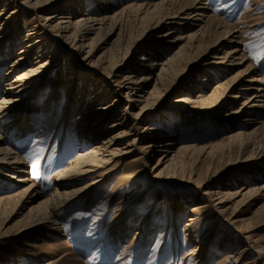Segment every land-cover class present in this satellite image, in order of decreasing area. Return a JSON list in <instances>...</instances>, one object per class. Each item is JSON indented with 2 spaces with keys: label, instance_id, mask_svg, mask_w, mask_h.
<instances>
[{
  "label": "rangeland",
  "instance_id": "obj_1",
  "mask_svg": "<svg viewBox=\"0 0 264 264\" xmlns=\"http://www.w3.org/2000/svg\"><path fill=\"white\" fill-rule=\"evenodd\" d=\"M111 1L115 5L113 9L115 12L126 4H142L146 1L154 4L158 0ZM69 2V0H64L62 5H67ZM249 7L250 9L254 7V9L248 13L246 11ZM163 12L164 7L156 14ZM201 12H205L206 18L201 19L199 16H194V21H190L186 28L183 27L176 32L188 34L204 26V33L196 38L197 48L186 52L183 61L177 64L167 82L159 87L156 96L149 103V111L145 119L148 125H153L162 131L158 134L165 137L166 140L162 139L163 141L177 140L178 146H174L172 150H176L182 144L197 146L210 144L213 145L211 156L200 158L189 153L190 158L186 159L181 167L170 175H164L163 179L168 181L166 184L138 179V173L143 166L125 165L129 159L137 156L136 152L125 156L118 164L113 162L99 169L84 180H65L63 181L65 186L61 191L68 192L95 180V177L109 168H115L109 178L50 214L56 224L55 232L32 230L20 236H13L20 226L27 224L26 212L30 207L28 204L22 207L21 211H16L17 206L11 213H0V235H5V238L0 239V264H246L255 259L249 250L252 258L247 260L249 254L248 250H245L241 260L236 263V259L241 255V249L246 248L245 238L247 237L250 241L260 240L261 235L264 234V192L260 191V194L255 193L244 199L236 197L216 206L213 203L205 212L198 215V220L191 225L189 234H187V228L184 227L187 218L193 213L192 208L197 203L206 201L202 196L197 197L196 189L192 188L194 187L193 182L213 176L212 187L218 190L236 192L241 187L259 189L264 186V158L242 163L244 158L252 152V144L242 145L240 151L237 149L227 151L226 148L221 147L223 143L219 141L226 136L228 131L226 133L225 127L217 129L215 125L220 122L227 123L228 121L226 122L222 116L225 117V114L235 110L237 105H230L219 110L216 116L205 115L204 110L199 109L185 113L187 108L181 101L187 97L183 96V91H193L192 88L187 87L189 82L191 79H197L196 77L203 79L204 74L196 76L195 73L188 79L182 67L196 55L209 49L212 44V49L218 50L219 47L214 44V41L224 38L223 29L228 28L233 30L228 32L226 40H221L227 46L221 52H215L216 61L223 56L217 53L231 52L237 48L241 49L247 61L241 68L235 66L230 70H225L222 75L216 76V83L235 76L237 70H242L246 66L255 71V74L251 73L250 76L264 77V1L200 0L185 13L200 15ZM134 16H136L134 13L126 12L121 20L118 19L120 33L128 36L131 32L133 39L141 34L144 27L139 17ZM242 17L244 23L237 25V22L243 19ZM249 25L253 26L249 27ZM166 31L162 29L157 32L144 33L140 40V47L145 46L144 41L149 45L147 46L149 49L166 46L164 43L172 40L170 38L174 34L166 39L157 37ZM115 33L109 40V44L116 39ZM22 37L21 34L18 39ZM50 49L49 54H51ZM101 51L96 52L93 60ZM131 52L127 59L129 62L139 57L138 52L134 53L133 49ZM15 53L0 65V94L4 83L11 77V75L6 76L5 73ZM232 57V59H237V54ZM200 59L201 63L198 65L203 64L205 59L208 62L214 61V57L202 56ZM204 70H209L207 73L210 75L211 70L215 69L206 67ZM176 78L179 79L176 80ZM245 79H241V83H244ZM51 80L52 78H49L43 93L33 103L31 111L27 112L26 124L29 132L13 141L16 147L14 152L20 156L26 168L16 169L21 170L20 173L12 171L11 173L26 181L12 183V181L1 180L0 196L13 195L18 190H23L32 184L34 187L31 193L38 192V201L44 200L54 187V176L74 159L79 150L85 152L92 146L91 142L78 139V127L75 122L77 116L73 114L72 107L65 114L61 112L65 84H62V96L51 102L50 111L46 112L41 108L49 91ZM58 80L61 83L65 78L59 77ZM81 81L82 79H76V98L81 89ZM167 85L171 87L168 92L164 93ZM211 87H208L209 91L206 94L212 91ZM87 88L90 89L83 99V104L88 103L93 86L89 85ZM198 94L203 93L194 91L193 95L188 98H193ZM113 99L115 97L111 96L105 103H110ZM122 106L119 105L113 119L104 124L105 130L115 118L120 116ZM136 111L138 110L132 112ZM251 116H256L258 121H264L263 113L254 112ZM240 119L242 118H237L232 122L242 125L239 122ZM5 120L0 126L5 123ZM258 126L257 124L252 128ZM234 129L237 127L231 130ZM256 133L264 135V126L259 127ZM0 135L4 136L1 131ZM17 135L19 137L21 133L18 132ZM261 150V157H264V142H262ZM182 156L183 153L178 151L177 158L180 159ZM154 161L155 158H151L149 164L152 165ZM188 178L191 181L187 180ZM8 184L13 185L8 186ZM234 212L237 214V224L233 226L224 224L223 219ZM145 213H148V216L145 221H142Z\"/></svg>",
  "mask_w": 264,
  "mask_h": 264
},
{
  "label": "bare ground",
  "instance_id": "obj_2",
  "mask_svg": "<svg viewBox=\"0 0 264 264\" xmlns=\"http://www.w3.org/2000/svg\"><path fill=\"white\" fill-rule=\"evenodd\" d=\"M63 1L0 0V65L16 52L5 73L6 76L11 75V77L4 83L0 94V124L6 119L0 126V131L4 134V136L0 135V181H12V183L26 181L11 173V171L20 173L21 170L16 169L26 168L20 156L14 152L16 147L13 141L29 132L26 124L27 112L31 111L33 103L43 93L49 78H52L51 85H49L50 88L48 87L49 91L41 108L46 112L50 111L51 102L63 95L61 112L65 114L72 107L73 114L77 116L75 122L78 127V139L87 140L92 145L88 151L79 150L74 159L54 176V187L44 200L38 201V192L31 193L34 187L32 184L13 195L0 196V213H11L17 206L16 211H21L22 207L30 205L26 212L27 224L20 226L13 236H20L32 230L55 232L56 224L50 214L109 178L115 168H109L95 177V180L68 192L61 191L65 186L63 183L65 180H84L99 169L113 162L118 164L125 156L136 152L137 156L129 159L125 165L143 166L138 173V179L166 184L168 181L163 179L164 175H170L181 167L182 163L190 158L189 153L195 157L207 158L213 152V145L210 144L203 146L182 144L176 150H172L174 146H178L177 140L163 141L165 137L158 134L161 130L148 125L145 119L149 111V103L156 96L159 87L167 82L177 64L183 61L186 52L197 48L196 38L204 33V26H200L192 33H176L178 29L186 28L190 21H194V16L206 18L205 12H201L200 15L185 13L200 0H158L154 4H149L147 1L142 4L130 3L115 12L113 11L115 5L111 0H69L67 5H62ZM163 7L164 12L156 14ZM253 9L254 7L251 9L249 7L246 12L249 13ZM126 12L138 16L144 26L137 38L133 39L131 32L128 36L120 33L118 19L121 20ZM241 23H244V18L239 20L237 25ZM252 26L249 25V27ZM162 29L167 31L157 36L159 38L166 39L174 34L170 38L172 40L164 43L166 46L149 49L147 47L149 45L144 41L145 46L140 47V40L144 33ZM231 30L233 29H223L224 38L214 41V44L219 47L218 50L212 49V44L207 49L209 51L205 50L202 54L196 55L182 67L188 79L195 73L196 76L204 75L203 79H198L201 77L196 76L194 77L197 79H191L187 87L192 88L193 91L184 90L183 96L187 98L181 102L186 105L185 113L199 109L204 110L203 113L209 116H216L219 110L227 106L237 105L235 110L225 114V117L222 116L229 123H216L215 128L225 127L226 133L228 131L219 141L223 143L221 147L226 148L227 151L234 149L240 151L242 145L252 144V152L243 161L241 160L242 163H247L264 158L260 153L264 135L256 133L259 127L264 126V121H258L256 116H251L254 112L264 114V77L250 76L251 73L255 74V71L246 66L242 70H237L235 76L216 83V76L222 75L225 70L235 66L241 68L247 61L239 48L231 52L217 53L223 56L216 61L215 52H221L226 48V43L221 40H226L225 37ZM114 33L116 39L109 44ZM21 34L23 37L19 40L18 37ZM107 44L109 46L106 47ZM49 48H51V54L48 53ZM132 49L134 53L138 52L139 57L129 62L127 59ZM99 50L102 51L93 60ZM234 54H237V59H232ZM33 55H35L34 58H32ZM202 56L214 57V61L208 62L205 59L203 64L198 65L201 63ZM206 67L215 70H211L209 75L207 73L209 70H204ZM59 77H64L65 80L60 83ZM77 78L82 81L76 98ZM244 78H246L244 83H241V79ZM62 84H65L63 94ZM89 85L93 86V90L90 92L88 103L83 104L85 95L89 93L90 88H87ZM210 86L212 91L206 94ZM170 87L171 85H167L164 93L168 92ZM194 91L203 94L188 98ZM111 96L115 99L105 103ZM97 104L100 105L97 106ZM119 105H123L120 116L115 118L105 130L104 124L113 119ZM133 110L138 111L132 112ZM237 118H242L239 120L242 125L232 122ZM257 124L258 127L252 128ZM234 127L237 129L231 130ZM18 132L21 133L19 137ZM178 151L183 153L180 159L177 158ZM151 158H155L152 165L149 164ZM141 175L144 177H140ZM212 179L213 176H209L198 182L192 181L194 186L192 188L196 189L197 197L202 196L206 201L197 203L192 208L193 213L184 225L187 228V234L190 232L191 225L198 220V215L205 212L211 204L214 203L213 205L216 206L236 197L244 199L255 193L260 194V191L264 192V186L256 190L241 187L236 192L218 190L212 187ZM187 180L191 181L189 178ZM11 185L8 184V186ZM147 216L148 213H145L142 221H145ZM223 222L228 226L237 224V214L230 213ZM2 238H5V235H0V239ZM260 238L262 239L253 241L245 238L246 248L241 249V255L236 259V263L241 260L242 253L248 250L247 260L253 256L255 259L246 264H264V234ZM249 250L253 254L252 257Z\"/></svg>",
  "mask_w": 264,
  "mask_h": 264
}]
</instances>
